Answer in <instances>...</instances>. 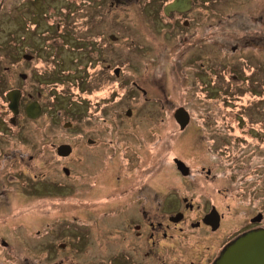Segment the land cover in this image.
Masks as SVG:
<instances>
[{
    "label": "rangeland",
    "instance_id": "rangeland-1",
    "mask_svg": "<svg viewBox=\"0 0 264 264\" xmlns=\"http://www.w3.org/2000/svg\"><path fill=\"white\" fill-rule=\"evenodd\" d=\"M2 1L3 87L20 84L40 92L46 112L37 121H25L18 138L11 140L10 136L5 141L20 162L10 167L13 163L6 161L3 175L19 170L22 175L16 183L8 180L0 187L7 195L0 198V237L9 242L5 248L0 246V264H52L61 258H65L63 264H125L126 252L136 258L129 239L121 238L122 234L130 238L121 232L125 218L119 213L121 205L128 202L123 192L138 179L147 178L155 213L159 199L173 190L175 157L197 171L211 165L219 173L213 184L202 174L185 179L177 171V199L187 196L201 205L189 211L191 220L213 199L246 211L264 210V181L256 187L264 159V136L259 139L264 127L261 130L256 121L262 120L264 125V101L246 84L229 82L230 74L224 69L226 57L227 63H237L243 80L264 83V69L257 66L259 61L264 63L263 56L251 76L250 65L243 58L257 56H227L214 44L197 55L193 40L181 43L179 38L169 41L163 34H153L139 9L126 15L123 7L112 9L111 0ZM210 1L211 6L204 5L208 9L199 6L198 10L214 23L236 14L250 24L254 22L251 17L264 13V0ZM209 8L215 12L211 14ZM26 52L35 58L25 60ZM195 58L204 60L206 66H200V61L193 64ZM15 62L27 73L26 80L5 69L13 71ZM117 68L119 75L114 71ZM202 72L205 77L198 76ZM260 88L255 89L258 92ZM182 105L191 115L184 133L173 117ZM129 108L135 111L133 118L126 115ZM65 114L73 123L68 129L61 122ZM243 117L244 123H239ZM88 136L97 140L95 145L87 143ZM62 142L73 146L68 157L56 151ZM254 147L262 154L252 156ZM65 165L70 176L63 171ZM43 180L66 186L45 183L48 190H41L38 186ZM156 183L163 184L158 200L152 194ZM225 188H229L228 198L220 193ZM61 242L66 248L59 247ZM178 242L185 254L177 252V264L190 259L192 244L202 249L209 244L208 240H202L205 243L201 245L183 237Z\"/></svg>",
    "mask_w": 264,
    "mask_h": 264
},
{
    "label": "flooded vegetation",
    "instance_id": "flooded-vegetation-1",
    "mask_svg": "<svg viewBox=\"0 0 264 264\" xmlns=\"http://www.w3.org/2000/svg\"><path fill=\"white\" fill-rule=\"evenodd\" d=\"M110 2L112 9L123 7L126 15H128L127 13H137L136 10L139 9L146 22L147 28L150 29L153 34H163L169 41H177V38H179L178 40L181 41V43L193 40L196 44V48L193 52L197 51V55L200 49L205 47L213 48L212 46L214 44L217 50L220 49L225 51V55L227 56H235V54L238 53L257 56L252 60H247L246 57L243 58L244 61L250 65L248 69L251 71V76L255 75L257 72L255 69L256 66L254 67V65L259 61V57H264V13L257 14V16L255 14L251 17L254 22L250 24L241 20L240 17L236 18V14H233L232 18L230 17L226 20L218 19V21L214 23L209 17H205L202 11L198 10L199 6L203 9L205 4L206 6H211L212 2L210 0H204V2L202 1L203 3L200 0H180L178 5L177 0H111ZM204 9H208V7ZM209 9L211 14L213 11L215 12L214 9ZM3 10L4 4L2 1L0 2V18L3 14ZM133 22H135V20H133ZM230 29H232L231 32ZM216 30L218 31L217 33ZM112 35H109L111 39H113ZM114 37L115 39L113 40H117L118 37ZM166 47L168 48L169 44H166ZM26 55H30L31 58H27ZM18 57L20 56L18 55ZM22 57L27 61L35 58L33 54L28 52L24 53ZM19 60L21 61V58L17 59L18 62ZM192 61L193 64L200 61L199 64L203 68L206 66L202 59L199 60L195 58ZM18 62H15L17 67H13V71H11V67H5V69L10 70L11 74L19 76L20 79L24 81L28 78V75L21 71ZM227 62L228 60L225 57L224 69H226V74H230L231 78H229V82L235 83L236 85L240 84V86L246 84L247 88L249 87L251 90L255 91H252V93L258 97L259 101H264V83L261 82L260 79L255 80V82L243 80L240 73L237 72V63L232 62V64H230ZM257 64L258 70L260 69V71H262L264 69L263 61H259ZM238 65H240V63ZM114 71L116 75H119V68ZM198 76L205 77L204 72L200 73ZM3 81V77H0V187H5L8 180L10 183H16L22 175L20 170L17 172L9 171L5 173L4 177L3 173L6 168V164L4 163H6V161H11L13 163L10 167H14L15 164L20 162L19 160L17 161L16 154L8 151L5 146V141H8L10 136H12L11 140L12 138H18L25 121H37L41 119L46 112V106L40 99V92L35 93L32 89L22 87L20 84L4 89ZM201 84H205L202 78ZM257 87H261L258 92L255 89ZM143 93L147 94L146 90H143ZM12 103L16 105V109L12 108ZM29 105L33 113L31 116L28 113ZM179 107L185 106L182 105ZM128 110L130 114H127ZM128 110L126 111L128 117L133 118L136 116L133 108H129ZM175 112L176 111H174L173 114L174 121L179 124L184 133L191 124V115L189 113V121L187 125L182 128L181 123L176 119ZM68 117L69 115L65 114L61 119L66 129L73 125ZM244 118L245 117L239 118V123H244ZM67 123H71V126L66 127L65 125ZM256 123L260 124L262 130V127H264V125L262 126V120H257ZM201 132L203 133V130ZM205 132L210 134V130H205ZM263 136L264 134L259 135V139H262ZM86 141L92 146L97 142L92 136H88ZM64 144L71 145L68 142H62L60 145L56 146V151L59 156L68 157L72 152L67 156L59 154V147ZM51 145L54 147L53 143ZM225 145L228 146L229 142ZM71 147L73 151V146L71 145ZM235 149H237V147ZM250 152H253L252 156H254V154H262L261 150L259 151L258 148L255 147L252 148ZM11 154H13V156H11ZM237 154H235L237 158L236 161H239ZM31 157L34 158L33 155H31ZM177 159L181 160L182 163L179 164ZM255 162L256 161H254V163ZM253 164H251V166H253ZM173 166L175 175L173 179L174 187L173 190L166 193V196H163V199H159L161 196L160 186L163 184H154L155 187H153L154 192L152 194H154L153 197L155 200L159 199L158 204L154 207L156 210L155 213L151 211V199L149 194L151 182L147 178L138 179L135 186L130 185L129 188L125 189L123 192V194L128 197V202L121 205V212L119 213V216L125 218L124 228L121 229V232L130 234V238L127 237L126 234H122L121 238L122 240L126 239V241L129 239V245H132L131 247H133L134 250L133 253L137 254L136 258L131 259L129 252H126L124 257L125 264H142L145 262L146 264H177L179 260L177 258V252L179 256L180 254H185V250L178 242L181 237L188 241H199L197 243H201L202 240H208L209 244L205 249H202L200 245L197 246L192 244L189 248L190 259L184 262L180 261L178 264H213L229 244L239 236L249 231L264 229V210L259 209L255 211V209L252 208V210L246 211L244 207H240L239 205H234L233 207V203L231 204L229 202H227L226 205H221L214 199L203 207V211H199V217L191 220L189 218V211L200 208L201 205L195 204L189 200L187 196H182L180 199H177V171L185 179L197 174H202L205 176V181L213 184L217 181L219 173H217L211 165L207 167L203 166L197 171L192 165H188L183 159L177 157H175ZM63 171L67 176L71 175V170L67 165L63 167ZM258 174L257 189H259L261 185L263 186L264 183V179H262V175L264 174V159L262 167L258 169ZM33 177L35 180L39 178L36 173ZM194 180L197 182L200 181L197 178H194ZM45 183L49 182L43 180L39 182L38 187L43 188L41 190H46L47 188L44 187ZM49 184L55 185L56 188H64L66 186L63 183ZM228 189L229 188L220 190V193H222L225 198H228V193L226 192ZM30 190L36 191L38 188H31ZM5 191L4 188L0 191V198L1 196L4 198L7 197ZM182 203H184V206H181ZM0 205L2 206V203ZM234 220L239 223H233ZM188 231L192 232L188 233ZM171 239H173V242L170 241ZM203 243H201V245ZM8 245L9 242H7L5 237L1 236L0 246L5 248ZM66 245L67 244L64 242L59 243L61 249L66 248ZM142 254L144 257L141 258L140 255ZM171 255L174 257L171 258ZM64 260L65 258H61L59 262L55 260L51 263L63 264ZM150 260L155 263H149Z\"/></svg>",
    "mask_w": 264,
    "mask_h": 264
},
{
    "label": "water",
    "instance_id": "water-1",
    "mask_svg": "<svg viewBox=\"0 0 264 264\" xmlns=\"http://www.w3.org/2000/svg\"><path fill=\"white\" fill-rule=\"evenodd\" d=\"M180 0H177V5ZM112 38L115 39L114 35ZM31 58L30 55H26ZM12 108L16 109L14 103ZM28 113L31 116V107H28ZM127 114H130L128 110ZM176 119L184 128L189 121V112L185 107H179L175 112ZM66 127L71 126L67 123ZM72 152V147L69 144H64L59 147V154L67 156ZM177 162L182 163L177 159ZM213 264H264V229L249 231L237 239H235L229 246L219 255Z\"/></svg>",
    "mask_w": 264,
    "mask_h": 264
}]
</instances>
